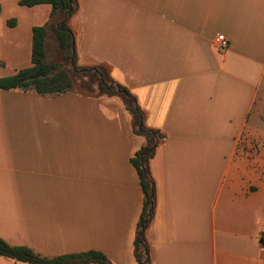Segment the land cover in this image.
Masks as SVG:
<instances>
[{
  "label": "crops",
  "instance_id": "1",
  "mask_svg": "<svg viewBox=\"0 0 264 264\" xmlns=\"http://www.w3.org/2000/svg\"><path fill=\"white\" fill-rule=\"evenodd\" d=\"M12 1L0 77L32 65L33 27L52 12ZM77 2V65L106 66L165 135L150 161L151 264H264V0ZM132 123L119 96L0 88V238L47 257L99 250L138 264L132 157L145 138Z\"/></svg>",
  "mask_w": 264,
  "mask_h": 264
},
{
  "label": "trees",
  "instance_id": "2",
  "mask_svg": "<svg viewBox=\"0 0 264 264\" xmlns=\"http://www.w3.org/2000/svg\"><path fill=\"white\" fill-rule=\"evenodd\" d=\"M19 4L23 6L50 4L52 6L50 21L48 24L33 27L32 65L19 69L13 75L0 77V88L33 89L44 95L76 91L95 97L119 96L123 100L132 115L134 132L145 138L142 147L132 157V164L138 173L144 194L143 209L134 241V256L138 264H151L146 231L154 214L155 183L150 161L165 135L160 130L146 125L144 111L136 96L128 87L117 82L106 66L77 65L75 37L69 26L70 17L78 8L77 0H20ZM12 22L14 21H9ZM52 41L60 59L48 62L47 56ZM0 255L31 264H113L107 255L99 250L47 257L27 246L11 245L2 238H0Z\"/></svg>",
  "mask_w": 264,
  "mask_h": 264
},
{
  "label": "rangeland",
  "instance_id": "3",
  "mask_svg": "<svg viewBox=\"0 0 264 264\" xmlns=\"http://www.w3.org/2000/svg\"><path fill=\"white\" fill-rule=\"evenodd\" d=\"M15 3L12 0L5 1L4 3V11L2 13V18L0 20V26H2V23H5L6 18H8L11 14L12 11H14L15 8ZM20 15L23 17V13H20ZM40 20H44L43 15H37L33 17V22H39ZM52 41V46H49V56H47V61H52V60H58L60 59L59 53L56 51L55 46H53ZM49 57V58H48ZM15 63L9 62L6 68V72H13L15 70Z\"/></svg>",
  "mask_w": 264,
  "mask_h": 264
},
{
  "label": "built area",
  "instance_id": "4",
  "mask_svg": "<svg viewBox=\"0 0 264 264\" xmlns=\"http://www.w3.org/2000/svg\"><path fill=\"white\" fill-rule=\"evenodd\" d=\"M217 43H218V45H220L222 47H226L228 45V41L224 35H219L217 37Z\"/></svg>",
  "mask_w": 264,
  "mask_h": 264
}]
</instances>
